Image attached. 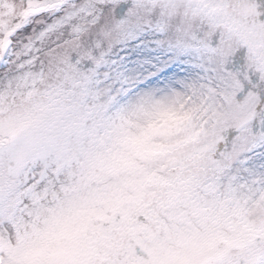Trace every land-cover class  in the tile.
Returning <instances> with one entry per match:
<instances>
[{"label":"snow or ice","instance_id":"1","mask_svg":"<svg viewBox=\"0 0 264 264\" xmlns=\"http://www.w3.org/2000/svg\"><path fill=\"white\" fill-rule=\"evenodd\" d=\"M0 264H264V0H0Z\"/></svg>","mask_w":264,"mask_h":264}]
</instances>
